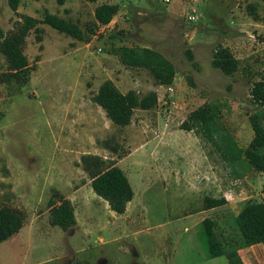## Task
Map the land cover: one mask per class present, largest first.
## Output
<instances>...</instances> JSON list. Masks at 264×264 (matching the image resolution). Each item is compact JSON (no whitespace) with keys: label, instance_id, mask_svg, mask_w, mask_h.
Masks as SVG:
<instances>
[{"label":"rangeland","instance_id":"rangeland-1","mask_svg":"<svg viewBox=\"0 0 264 264\" xmlns=\"http://www.w3.org/2000/svg\"><path fill=\"white\" fill-rule=\"evenodd\" d=\"M102 3L118 12L91 34ZM44 11L75 22L89 39L40 23V39L31 30L23 46L27 76L0 83V207L24 214L21 229L0 242V264H227L209 255L201 222L213 218L220 241L236 242V205L203 212V199L228 189L242 192L243 204L264 200V172L242 154L253 136L250 118L264 128V107L250 95L264 82V0H21L16 11L0 0V28L7 34L18 13L41 19ZM123 45L162 53L176 71L172 84L122 64ZM218 45L239 61L230 75L211 65ZM6 69L0 53V74ZM105 80L138 98L155 91L157 102L117 126L92 101ZM202 105L221 151L202 133L180 129ZM85 155L124 172L134 192L124 213L93 192ZM209 180L214 189H201ZM58 196L74 207L76 225L66 231L49 223Z\"/></svg>","mask_w":264,"mask_h":264},{"label":"trees","instance_id":"trees-1","mask_svg":"<svg viewBox=\"0 0 264 264\" xmlns=\"http://www.w3.org/2000/svg\"><path fill=\"white\" fill-rule=\"evenodd\" d=\"M21 0H7L9 8L16 11ZM63 0H58L62 3ZM95 1V0H89ZM247 8L254 12V5ZM118 12L117 4L102 3L94 8L95 22L87 26V31L93 34L98 26L107 25ZM14 28L7 34L0 28V53L7 62V69L0 74V83L11 79H24L30 70L28 59L23 53L25 38L31 30L37 34L40 23H45L60 33L69 35L77 40H88L85 32L75 23L55 14L44 11L43 17L36 18L24 13H18ZM254 19H258L254 15ZM118 56L122 64L129 67H143L147 69L158 85H171L176 71L173 63L158 50L143 46H120ZM190 57V56H189ZM211 65L225 75H230L238 69L239 61L231 50L218 45L214 50ZM253 103L264 107V82L256 81L250 90ZM92 101L104 112L106 117L115 125L124 127L131 121L135 108L149 109L157 102V93L150 91L142 98H138L135 91H119L110 80H105L92 96ZM209 113L206 106H198L188 114L180 124V129L192 131L203 136L213 146L221 151L208 125ZM253 136L242 149V154L248 164L258 172H264V128L254 116L250 118ZM83 170L90 179V186L96 195L105 200L109 208L116 214L126 210L127 203L133 198L134 192L130 183L115 164L104 165V161L96 155H85L81 158ZM57 204H52L49 210V223L66 231L76 225L74 207L68 198L58 196ZM226 203L224 197L205 196L203 209L220 207ZM237 232V239L221 242L216 231V222L210 217L202 219V226L208 243V253L211 257L225 256L227 264H243L235 247L250 246L261 243L264 246V202L250 201L243 204L239 212L232 219ZM24 223V214L20 210L10 207H0V242L16 234ZM224 246H231L227 251Z\"/></svg>","mask_w":264,"mask_h":264},{"label":"crops","instance_id":"crops-1","mask_svg":"<svg viewBox=\"0 0 264 264\" xmlns=\"http://www.w3.org/2000/svg\"><path fill=\"white\" fill-rule=\"evenodd\" d=\"M179 179H182L181 177ZM211 179V177H210ZM192 180H194L195 184H197V178L196 176L194 178H192ZM202 186H205L204 188H201L203 190L205 189H214V185L213 183H211V181L209 180L208 182H204L202 184ZM243 193H236V192H232V190H223L219 195H212L211 197H224L226 200V203L222 206H229V207H235L236 205V211L234 213V216L239 212V210L241 209V207L243 206V203H241V201L245 200V197H239L242 196ZM237 201V202H235ZM239 201V202H238ZM258 202H264V200H260ZM241 203V204H239ZM221 208L220 207H216V208H212V209H208L210 210H214V209H218ZM207 211L203 209V212ZM209 217V216H207ZM211 218V217H210ZM213 219V218H212ZM227 238V237H225ZM235 250L237 251L239 257L241 258L243 264H264V246L261 243H257V244H253L250 245L248 247L246 246H242V245H238L235 247ZM247 262V263H246Z\"/></svg>","mask_w":264,"mask_h":264},{"label":"built area","instance_id":"built-area-1","mask_svg":"<svg viewBox=\"0 0 264 264\" xmlns=\"http://www.w3.org/2000/svg\"><path fill=\"white\" fill-rule=\"evenodd\" d=\"M169 86V85H168Z\"/></svg>","mask_w":264,"mask_h":264}]
</instances>
